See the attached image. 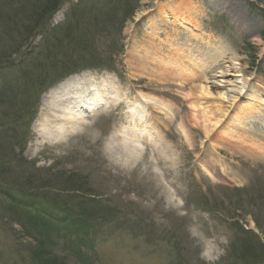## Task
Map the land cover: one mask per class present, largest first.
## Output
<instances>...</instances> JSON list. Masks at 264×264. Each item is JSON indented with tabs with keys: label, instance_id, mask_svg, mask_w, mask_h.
I'll use <instances>...</instances> for the list:
<instances>
[{
	"label": "rangeland",
	"instance_id": "rangeland-1",
	"mask_svg": "<svg viewBox=\"0 0 264 264\" xmlns=\"http://www.w3.org/2000/svg\"><path fill=\"white\" fill-rule=\"evenodd\" d=\"M78 1L43 13L48 0H0V151L14 161L1 191L23 170L52 188L34 210L0 197V264H33L40 243L57 264H264V0H138L116 39L88 25L97 65L63 77ZM75 77L107 103L45 142L43 98ZM48 202L90 226L49 221Z\"/></svg>",
	"mask_w": 264,
	"mask_h": 264
},
{
	"label": "trees",
	"instance_id": "trees-1",
	"mask_svg": "<svg viewBox=\"0 0 264 264\" xmlns=\"http://www.w3.org/2000/svg\"><path fill=\"white\" fill-rule=\"evenodd\" d=\"M62 1L66 0H48L45 6L42 7L43 13H53L54 11L59 8V5L62 3ZM100 0H79L77 3L73 4L72 7L69 10V13L67 14L66 18L67 20H71L70 22L64 23L63 29L66 31V35L64 37V42L66 40V43L63 42V77H65L68 74L75 73L78 70L82 69H89V67H94L97 65L98 59L94 57L95 55L92 50L94 49L93 45L94 42L89 36L91 35L89 31L88 25L93 24L94 30L97 34L103 33V30L101 27L105 30L106 34L108 36H113L114 38L116 36H120L122 26L125 22V19L127 17L131 16L132 13L137 9V1L138 0H123V2H120L119 0H112V2L109 4V8L106 11H103L101 13L105 14L103 18H105L103 21L100 18V13L97 11L99 10L97 6H99ZM89 2L84 5V3ZM89 6V9L87 8ZM102 10V9H101ZM100 10V11H101ZM93 13L95 18H86L87 13ZM116 25V27L114 26ZM67 27V28H66ZM114 33V34H113ZM89 35V36H88ZM116 39V38H115ZM117 47V46H116ZM121 46L119 50H121ZM114 49V43L111 45V50ZM86 54L89 53V56L84 59L83 64L76 65L73 60L76 58V54ZM88 59V60H86ZM102 64V62H99ZM95 64V65H92ZM82 65V66H81ZM75 67L74 69L71 67ZM67 67V68H65ZM69 68H72L73 70L69 71ZM66 70V71H65ZM22 136L14 137L13 140L17 143L20 141ZM22 147V146H21ZM0 161L6 166L3 168H0V175H4L5 173L10 175V170L14 165L13 156L7 155L6 152L2 153L0 151ZM9 171V172H8ZM25 172V175H23L22 178H19V183H11L14 184L17 188V190L13 189L14 185H8L11 190L14 193H10L12 196H10L9 193H3L1 191L0 187V197L6 198L11 205H14L15 207L22 209V211H27L29 209H33V207L36 209L37 204L41 198H50V195L48 193H52L51 186L49 184L48 179L41 180L39 176H33L31 174H28L27 171L23 170ZM12 174V173H11ZM0 181V185H3ZM7 182V181H5ZM7 184V183H5ZM23 188H26V191L22 190ZM63 192H69L67 187L63 188L61 187ZM35 190V192H33ZM37 193L40 194L38 196ZM50 200V199H49ZM51 201V200H50ZM49 203V202H48ZM53 205L58 211L61 213H68L67 211H63V204L62 203H55L52 202ZM51 217L56 216L53 213H50ZM55 220L56 223L63 224L65 223L66 218L65 217H59L58 219L50 218ZM85 219V218H84ZM89 220V219H87ZM85 220V221H87ZM89 222V221H87ZM25 232H28L27 230H24ZM44 247L40 243V246L38 249H29V256L28 259L33 264H57L56 261L49 255L47 249H43Z\"/></svg>",
	"mask_w": 264,
	"mask_h": 264
},
{
	"label": "bare ground",
	"instance_id": "bare-ground-1",
	"mask_svg": "<svg viewBox=\"0 0 264 264\" xmlns=\"http://www.w3.org/2000/svg\"><path fill=\"white\" fill-rule=\"evenodd\" d=\"M177 58L180 60V67L177 69L178 73H181L180 75H182V73L185 75V72H188L186 75L192 73L193 69L189 67L191 64V62H189L190 60L182 54H179ZM236 77L239 78L240 76ZM78 81H80L78 77L68 79L51 90L50 95L48 93L43 98L40 113L43 109L46 110V113L42 115L43 120L40 124L33 128L36 135L43 141L56 143L67 136L76 134L83 128L87 119L95 115L96 110L106 105L107 100L100 92L97 93L95 97L87 100L89 94L84 95L85 90L83 88L78 87L75 89V84H78ZM237 84H240L241 87L239 89H242L245 85V81L241 78L240 82L238 81ZM202 90V93L206 95L209 94L207 88H202ZM140 113V111H136L134 116L139 117ZM142 115L143 114H141L139 121L136 122H143L141 119L144 118V115ZM195 122L196 120L194 123ZM128 148L131 150L130 146Z\"/></svg>",
	"mask_w": 264,
	"mask_h": 264
}]
</instances>
